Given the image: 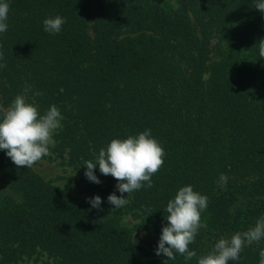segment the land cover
<instances>
[{
  "label": "trees",
  "instance_id": "16d2710c",
  "mask_svg": "<svg viewBox=\"0 0 264 264\" xmlns=\"http://www.w3.org/2000/svg\"><path fill=\"white\" fill-rule=\"evenodd\" d=\"M0 33V108L18 94L52 105L62 127L43 158L80 173L81 192L101 200L117 180L85 176L112 139L151 129L163 147L153 187L123 195L136 223L120 210L91 212L65 186L18 168L0 149V264H198L221 238L264 216V13L259 0H6ZM60 15L57 34L43 21ZM25 90H27L25 92ZM42 92V96L34 95ZM2 116V113H0ZM224 173L227 187L217 184ZM208 197L186 261L156 255L134 242L143 232L155 248L167 225L166 206L181 187ZM264 239L238 262L259 264Z\"/></svg>",
  "mask_w": 264,
  "mask_h": 264
},
{
  "label": "clouds",
  "instance_id": "9594fccd",
  "mask_svg": "<svg viewBox=\"0 0 264 264\" xmlns=\"http://www.w3.org/2000/svg\"><path fill=\"white\" fill-rule=\"evenodd\" d=\"M255 8L264 13V0H259ZM9 4L0 0V33L8 29ZM66 23V18L56 15L44 19V31L57 34ZM259 55L264 58V39L259 40ZM3 45L0 44V48ZM0 51V60H3ZM6 64H0V68ZM27 90H25L26 92ZM34 95L42 96V92ZM39 105L34 101L29 103L25 94H18L6 110L0 108V149L6 150L7 156L18 167L31 168L44 156L50 155V147L56 146L53 134L62 127L59 109L52 105L43 115L38 111ZM163 147L152 137L151 129H145L136 136L129 135L126 139H112L110 143L99 150L95 162L85 161V176L93 183L101 181L95 175L94 169L99 166L102 175H111L117 180L115 192L107 197L109 204L120 209L130 201L127 197L141 188H152V176L164 164ZM228 177L221 173L217 184L227 187ZM127 193V197L123 194ZM92 208L99 209L102 203L100 196L89 198ZM208 206V197L193 190L192 185L181 187L174 199L166 206L167 225L162 228L156 248V255L163 254L167 259L175 260L180 254L186 261L197 257L195 250L189 245L195 241L201 228L207 225L201 223V213ZM264 239V216L256 220L254 226L246 231L236 232L230 238L219 239L211 251L198 257V264H229L238 262L246 246L258 243ZM259 264H264V249L259 252Z\"/></svg>",
  "mask_w": 264,
  "mask_h": 264
},
{
  "label": "rangeland",
  "instance_id": "374dc122",
  "mask_svg": "<svg viewBox=\"0 0 264 264\" xmlns=\"http://www.w3.org/2000/svg\"><path fill=\"white\" fill-rule=\"evenodd\" d=\"M57 163H49L44 158L38 161L33 165V170L39 174L44 180H51L54 184L58 186H65L66 191L73 197L77 198V200L85 205L91 212L97 213L99 211L107 212L109 210H120L123 214L121 215V222L128 229H132V226L136 223L135 219H133L129 214H125L124 207L120 209H115L114 205H111L107 201V197L102 199V203L99 209L92 208L89 203V198H93L96 195L86 194L81 192V185L79 183V179L82 177L80 173L71 172L69 170H63L56 165ZM117 196L121 194L115 190ZM132 238L135 243L142 246L146 250L150 252H155L156 248L154 245V241L144 236L143 232L140 233H132ZM31 264V263H25ZM36 264H45L44 258Z\"/></svg>",
  "mask_w": 264,
  "mask_h": 264
}]
</instances>
